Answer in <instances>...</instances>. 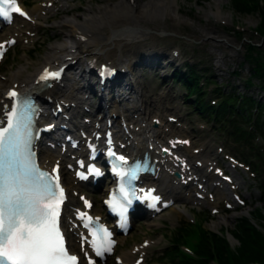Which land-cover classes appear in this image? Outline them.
I'll return each mask as SVG.
<instances>
[{
    "label": "rangeland",
    "instance_id": "374dc122",
    "mask_svg": "<svg viewBox=\"0 0 264 264\" xmlns=\"http://www.w3.org/2000/svg\"><path fill=\"white\" fill-rule=\"evenodd\" d=\"M115 1L117 0H72L64 12L55 13L48 18L42 19L40 21L41 38L35 44V50L31 52V56H28L25 50L20 49L14 56L12 65L7 66L5 69V73L8 74V72H11L13 69L21 65L31 67L33 65L32 63L38 64L45 61L51 51L52 45L64 40L65 35H70L69 33L71 30L65 25L60 24V22L67 20L69 17L81 20L82 17L87 14L89 8L91 11L98 7L100 10H103L105 8V4H111ZM138 1L145 2L147 0ZM175 1L177 2L174 6L177 9L176 14L185 21L178 20L177 25H180L176 26V21L173 23L174 20H172V18L167 14L162 15L160 20L153 19L152 21H148V35L141 36V39L138 41L136 47L138 49L145 48L146 44L151 42L150 44L159 45L169 51L172 46H179L181 53L178 57L174 58L173 62L163 66L164 73H169L175 64L179 65L182 71L185 63L189 62L198 70H203L204 75L212 74V78L221 84L225 85L226 83L228 85L238 82H241L242 84V79L249 76V68L251 69L254 62H258L260 56L264 58V32H262L260 28L257 33L253 31L256 23L260 21L259 15L236 14L230 7L228 0ZM216 3L220 4V19H215L212 14L213 12L211 11L216 9ZM184 23L186 24L184 25ZM104 26L103 32H109L108 27ZM164 29L167 30L168 33L161 34ZM44 33L47 35V38ZM208 35H211L210 38H207ZM226 40L227 43L224 42ZM247 43H249L253 49L248 50L246 48ZM141 44L143 46H139ZM127 46L128 45H124L125 49ZM256 47H258L259 51L255 50ZM128 51L134 52L135 50L124 51L126 54L124 58L127 57V54L129 53ZM220 55L223 56V62L216 64ZM246 59L251 60L248 67L246 65ZM172 63H174V65H171ZM237 67H239V73L236 74L237 77H234L229 71L232 68L237 69ZM137 70L140 73L137 76L132 75L133 83L135 86H138V88L141 87L143 93L154 94L152 89L155 93L160 88L166 90L167 87L164 85V82H169L170 78L166 77L165 81L164 79L160 80L157 74V68L147 67L145 65L141 66L139 64ZM174 87L178 90V99L182 101V104H185L182 99L183 88L177 84V82ZM250 90L254 95L256 93L264 95V93L258 91L257 87L252 86L250 87ZM170 94L172 95L173 93ZM186 116L190 121H196L198 119L187 106ZM200 120L202 119L200 118ZM221 121L223 122L222 119ZM206 132L211 134L212 131L210 129H206L200 133V136L206 134ZM101 188L102 187L100 185L96 190L88 191L92 197L96 199V196L98 195L97 192L100 193ZM253 190V195L250 196V200L246 204H242L241 207H238L235 210L210 215L206 220L204 217V221L199 219L201 225H204L207 229L215 232H217L216 229L218 228H231L236 219L235 216L242 213L249 217L250 221L255 225V219H253L247 211L249 212L253 210L256 206H261L264 202V197L259 198L257 196L256 189ZM177 206L181 208L183 207V204H178ZM185 206L188 207V204H185ZM188 210L190 215L192 213L197 214V212H200L197 216L204 214V212L201 210L198 211L195 208L188 207ZM189 213H182L178 209L173 210L172 213L168 211L166 213V217L169 219L167 223L168 225L163 226L161 220L156 221L155 227L157 229L154 231V234L150 233V236L159 240V246L165 245L166 241L161 233L167 235L168 229L176 225L182 217L188 218L190 216L188 215ZM162 221H166V219L164 218ZM198 226L200 227V225ZM148 232L149 229L144 226L143 220L138 218L134 221V225L131 227L129 233L118 241V245L128 247L131 243L139 241L141 237L149 236ZM221 232H223L231 246L235 244V238H233L226 229ZM181 237V240L177 242V248H180L182 245H186L189 241L186 235L182 234Z\"/></svg>",
    "mask_w": 264,
    "mask_h": 264
},
{
    "label": "snow or ice",
    "instance_id": "6c2138e0",
    "mask_svg": "<svg viewBox=\"0 0 264 264\" xmlns=\"http://www.w3.org/2000/svg\"><path fill=\"white\" fill-rule=\"evenodd\" d=\"M14 4L15 0H11L8 8L24 15ZM0 15L7 18L10 12L3 10ZM58 76V72L45 69L40 79L46 81ZM6 95L14 102L11 107L4 106L3 122H0V264H78L77 257L69 255L58 227L60 206L65 199L58 169L54 168L49 173L41 170L34 160L32 144L39 132L34 128L38 108L23 97L16 100L18 94L15 91ZM111 155L127 166V171L113 170L119 177L127 178L129 184L137 179L138 172L147 170V166L141 167L140 162L129 164L125 157H116L115 153ZM90 171L99 174L96 168ZM81 178L86 177L81 175ZM119 190L123 201L106 203L123 216L132 203L129 196H135V192L129 193L123 184ZM143 198L159 199L151 195V190ZM85 203L88 204L87 201ZM80 215L87 221L85 227L92 224L91 217L84 213ZM103 231L106 245L97 244L95 240L92 242L97 256L111 251V234L107 229ZM92 235L95 237L96 232L93 231Z\"/></svg>",
    "mask_w": 264,
    "mask_h": 264
},
{
    "label": "bare ground",
    "instance_id": "6f19581e",
    "mask_svg": "<svg viewBox=\"0 0 264 264\" xmlns=\"http://www.w3.org/2000/svg\"><path fill=\"white\" fill-rule=\"evenodd\" d=\"M176 4L175 0H147L145 2H139L138 0H117L114 3L105 4L103 10H100L98 7L91 11L89 8V11L81 20L69 17L67 20L60 22V24L65 25L71 30L70 35H65L64 40L52 45L51 51L45 61L38 64L32 63L31 67L24 65L16 67L14 72H9L6 78L0 80V87L3 85L10 86L13 81H16L18 86L24 88L35 80L36 75L44 65L55 64L58 60L66 61L69 62L67 65L69 73L63 78L62 82L56 83L49 89L48 93L53 100L59 98L73 100L74 91H79V89L84 87L86 89L82 93L87 90H94L93 84L87 76V68H89L90 73L93 71V68L89 67L90 62L94 61L98 65L100 61L110 59L119 67H128L129 74L126 72L120 73L115 79L118 87L121 85L123 87V89L117 91V95L121 96L124 93L133 95L134 97L131 99L133 111H139L138 113L142 117L140 121H145L148 125L150 123L149 118L145 120V112L140 111V99L143 100L145 105L151 104L154 107L162 106L163 103L153 98L145 99V93L143 94L141 87L138 88L133 83L132 75H139L140 72L137 70L139 64L141 66H149L155 64V61L160 60L168 63L172 58L169 55L163 57L164 54L168 53V50L159 45L150 44L151 42L147 43L146 47L142 50L138 49L136 45L141 36L148 35V21H152L153 19L160 20L164 14L169 15L174 21H178L179 19L184 20L177 16V9L174 7ZM37 9L38 5L34 4L31 11L35 13ZM211 11L215 19L221 18L219 3H216V9ZM104 25L108 27L109 32H103ZM164 33H168V31L164 29L161 34ZM210 36L208 35L207 38H210ZM224 42L227 43V40ZM124 45H128L126 49ZM171 49L176 55H179L181 52L179 46H172ZM126 50L135 51H128L130 54L128 53L127 57L124 58L126 56L124 51ZM99 58L103 59L99 61ZM221 62H223L222 55L219 56L216 64H220ZM171 65H174V63ZM174 66L177 67L178 65L175 64ZM236 86L240 87L239 83H236ZM1 94L0 92V101ZM102 99V97H98V102L100 103ZM151 116L157 115L152 114ZM44 120L46 122L49 121L46 118ZM134 124L138 123L135 121ZM158 134L159 132L155 130L154 135L158 136ZM58 155V153L45 152L42 155V159L48 158L53 160ZM155 181L162 190L173 196L177 201H184V196L178 192V186L168 179L167 174H161ZM129 252L130 249L125 250L123 252L124 257L128 258L130 256Z\"/></svg>",
    "mask_w": 264,
    "mask_h": 264
},
{
    "label": "trees",
    "instance_id": "16d2710c",
    "mask_svg": "<svg viewBox=\"0 0 264 264\" xmlns=\"http://www.w3.org/2000/svg\"><path fill=\"white\" fill-rule=\"evenodd\" d=\"M228 2L236 14L259 15L258 29L260 28L264 32V0H228ZM258 62H254L255 72L252 70L251 73L252 75L254 73L258 74L261 78V85L264 86V58L260 56ZM174 73L176 75L179 74L177 71ZM230 98L234 99V101H230ZM236 99L237 97H224L216 108H211V111H215L216 114L231 111L242 117L237 112V109L233 108ZM198 101L204 107L201 98ZM240 102L242 110H244L245 104L250 107L253 103H256L258 106L256 108L258 111L256 122L264 124V113L260 112L261 108L264 110V100H256L254 97L244 96L238 100V106ZM206 108L208 109V106ZM249 213L255 219V225L250 221L249 217L241 215L235 219L231 228H225L235 238V244L232 246L223 232H221L225 229H219L220 232H215L202 226L200 228L199 224H186L183 227L175 228L174 247L166 252L170 264H213L212 260L222 264H242L247 261H256L258 264H264V202L261 206H256L249 211ZM189 233L190 235H196L198 238L195 245V252L198 254L197 258L181 253L176 247V243L181 240L182 234L187 236Z\"/></svg>",
    "mask_w": 264,
    "mask_h": 264
}]
</instances>
